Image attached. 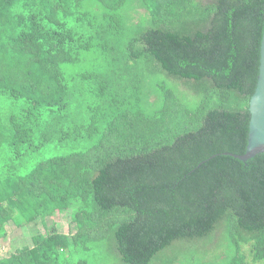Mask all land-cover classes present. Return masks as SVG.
I'll use <instances>...</instances> for the list:
<instances>
[{"label":"trees","instance_id":"16d2710c","mask_svg":"<svg viewBox=\"0 0 264 264\" xmlns=\"http://www.w3.org/2000/svg\"><path fill=\"white\" fill-rule=\"evenodd\" d=\"M131 1L0 0V253L34 227L0 264H86L98 242L152 264L221 228L223 264H264V154L224 155L247 149L264 0H138L149 26ZM56 213L71 229H36Z\"/></svg>","mask_w":264,"mask_h":264},{"label":"rangeland","instance_id":"374dc122","mask_svg":"<svg viewBox=\"0 0 264 264\" xmlns=\"http://www.w3.org/2000/svg\"><path fill=\"white\" fill-rule=\"evenodd\" d=\"M125 12L140 17V22L149 26V16L141 7L140 1L133 0L126 8ZM66 70V67H64ZM158 82H164L169 86L175 87L173 79L167 75H161L151 79L148 83V103L147 110L153 112L162 104V99L158 96L155 85ZM176 91L181 99L190 104L197 102V99L183 87H176ZM62 154V153H58ZM53 227L61 232H67L71 229L70 216L66 213H56L52 218H43L37 223V230L45 233ZM11 234L3 244V254L0 256L5 258L14 253L17 249L27 244L33 228L22 231L8 227ZM234 255V247L230 243L226 231L219 229L211 237L197 240L196 242H177L169 248L159 259L152 264H223L226 263ZM86 264H124L115 252L110 251L108 242H98L88 253L80 255Z\"/></svg>","mask_w":264,"mask_h":264},{"label":"water","instance_id":"95a60500","mask_svg":"<svg viewBox=\"0 0 264 264\" xmlns=\"http://www.w3.org/2000/svg\"><path fill=\"white\" fill-rule=\"evenodd\" d=\"M250 123L248 144L245 154L224 153L242 162H247L257 155L264 154V32L261 43L259 76L255 92L249 103Z\"/></svg>","mask_w":264,"mask_h":264}]
</instances>
